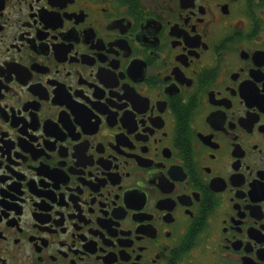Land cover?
I'll return each mask as SVG.
<instances>
[{"label": "flooded vegetation", "instance_id": "af4514ba", "mask_svg": "<svg viewBox=\"0 0 264 264\" xmlns=\"http://www.w3.org/2000/svg\"><path fill=\"white\" fill-rule=\"evenodd\" d=\"M0 264H264V0H0Z\"/></svg>", "mask_w": 264, "mask_h": 264}]
</instances>
